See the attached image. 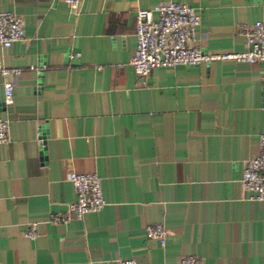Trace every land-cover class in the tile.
I'll return each instance as SVG.
<instances>
[{
    "label": "crops",
    "instance_id": "crops-1",
    "mask_svg": "<svg viewBox=\"0 0 264 264\" xmlns=\"http://www.w3.org/2000/svg\"><path fill=\"white\" fill-rule=\"evenodd\" d=\"M175 1L196 9L204 54L244 48L264 0H0L24 20V39L0 46L11 77L9 141L0 143V264H264V205L241 179L264 133V62L129 65L137 13ZM96 173L106 205L68 223L67 175ZM37 223L36 237L27 232ZM163 224L165 245L145 235Z\"/></svg>",
    "mask_w": 264,
    "mask_h": 264
},
{
    "label": "built area",
    "instance_id": "built-area-1",
    "mask_svg": "<svg viewBox=\"0 0 264 264\" xmlns=\"http://www.w3.org/2000/svg\"><path fill=\"white\" fill-rule=\"evenodd\" d=\"M78 16L83 0H60ZM154 11L143 10L137 13L135 28L136 50L129 65L140 77H148L157 67H196L213 61H236L249 64L264 62V20L245 27L244 48L231 53L204 54L196 47V35L201 19L195 8L175 1L161 3ZM23 18L11 11H0V46L10 48L24 39ZM22 70L6 67L0 62V75L4 78V105L13 103L14 84L11 77H17ZM9 121L0 118V143L9 141ZM76 193V199L68 206L66 215H53L51 221L68 223L73 218L81 220L84 215L100 211L105 205L101 178L96 173L71 171L67 175ZM241 184L249 193L251 201L264 205V133L260 136V151L246 160ZM37 223L31 225L27 236L36 237ZM145 235L165 245L167 229L163 224L147 225ZM92 264H137L134 259H110L95 261ZM180 264H202L194 256H184Z\"/></svg>",
    "mask_w": 264,
    "mask_h": 264
}]
</instances>
